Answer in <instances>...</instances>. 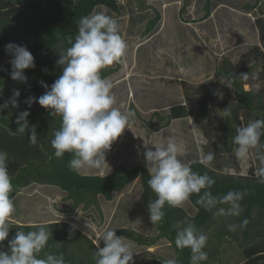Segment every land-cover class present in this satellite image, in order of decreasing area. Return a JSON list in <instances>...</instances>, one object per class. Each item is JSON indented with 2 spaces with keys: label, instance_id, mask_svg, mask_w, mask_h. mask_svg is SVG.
I'll use <instances>...</instances> for the list:
<instances>
[{
  "label": "trees",
  "instance_id": "16d2710c",
  "mask_svg": "<svg viewBox=\"0 0 264 264\" xmlns=\"http://www.w3.org/2000/svg\"><path fill=\"white\" fill-rule=\"evenodd\" d=\"M182 1L179 10L180 20L184 23H198L211 17L214 2L221 3L223 0H203L204 15L195 21H189L184 17L188 13L191 0ZM239 1L244 2L242 8L245 11H252L257 4V2L250 4L246 0ZM141 2V10L150 11L152 14L142 32V37H146L158 26L162 14L153 4H145V0ZM97 7H105L117 15L120 14L117 0H0V104L12 97L13 89H18L21 93L18 98L19 108L10 106L0 112V150L6 151L9 155L8 171L14 189L11 195L15 199L24 189L35 184L54 187L64 192V200L71 203L68 213L95 208L102 215L99 197L110 202L115 193L123 192L130 184L139 180L142 187L141 197L149 213L148 203L156 199V194L148 185L150 176L145 159L133 168L117 165L112 173L107 175H84L74 171L68 166L72 155L66 153L62 159L56 158L50 143L54 131L60 127L61 118L49 115V110L39 103H33L30 109L25 103L29 97H39L44 94L45 88L41 86V81L51 86L59 77L62 73L61 66L56 63L59 59V51L69 46L67 37L75 38L80 18L93 13ZM9 42L26 46L34 56L35 68L25 70V75L28 77L27 84L12 80L9 75L11 71L9 62L12 57L5 52V45ZM121 62L122 60L116 63V67L103 69L102 76L108 78L116 74L121 68ZM216 69L217 74H225L231 82L236 101L231 103L228 93L223 97L221 105L231 115H225L221 121L222 135L211 145L209 142L202 144V148L204 154L211 151L215 153V150L220 149V154L230 155L237 147L233 143L236 129L244 126L240 119L242 111L260 114L261 119H264V93L244 89L245 83L251 82V68L246 70L247 74H244L240 66H234L228 60H223ZM261 74L264 78V72ZM202 88L203 96L200 99L186 93L185 104L171 107L166 115L154 114V117L147 121V127L154 128L158 133L168 128L172 122L193 119L192 121L205 130L203 134L207 138L210 124L206 120L213 110L214 97L207 84ZM25 109L30 111L28 117L30 125L37 126L36 144L29 142L27 133L20 134L16 131L18 127L16 118L19 112ZM156 117L157 123L153 122ZM138 118L140 120V117ZM219 159L220 156L215 154L214 160L207 167L201 164L200 160H194L189 164L193 171L200 174L207 173L215 179V184L210 189L213 195L222 196L228 191L248 190V195L240 202L242 212L239 217L217 215V209L206 211L196 204L199 197L193 194L188 200V206L172 207L165 204L163 209L165 217L162 222L155 224L157 228L155 236H146L132 229H120L116 234L144 247H152L165 240L171 245L173 255L169 258H159L162 262L175 257L178 258L179 264H190V250L187 248L181 250L175 245L176 223L181 220H191L202 233L214 224H219L212 235L214 241L208 239L203 249L208 259L201 264L214 261L220 256L222 246L233 240L239 243V249L242 250L241 259L236 264H264V183L259 182L254 172L241 176L230 173L229 168L220 164L215 166V162ZM230 159L234 161L235 158L230 157ZM189 208L195 210L194 215L188 213ZM244 220H247V224L241 226ZM9 224L11 228L8 239L13 238L19 230L25 232L36 230L34 225L11 222ZM230 224L237 225L235 231L228 230ZM43 225L49 226L52 231V237L45 251L63 254L66 264H95V251L98 246L74 225L66 222ZM70 232L74 233L71 238H69ZM0 250L8 251V240L0 244Z\"/></svg>",
  "mask_w": 264,
  "mask_h": 264
},
{
  "label": "rangeland",
  "instance_id": "374dc122",
  "mask_svg": "<svg viewBox=\"0 0 264 264\" xmlns=\"http://www.w3.org/2000/svg\"><path fill=\"white\" fill-rule=\"evenodd\" d=\"M117 1L120 6L119 15L105 7H97L95 11H103L116 18L120 34L127 42V52L122 58L120 70L107 79L111 81V91L117 98L115 106L122 111H132L134 119L130 129L126 128L107 151L108 164L102 169L79 172L84 175H107L117 165L133 168L145 159L144 142L154 150V145L167 144L169 138L178 142L184 162L200 160L201 154H204L202 144L209 142L211 145L222 135L221 121L226 111L221 105L223 97L228 93L230 102L236 101V94L227 76L216 73L222 61L228 60L234 66H240L244 74L251 68V82L245 83L244 89L264 93V78L261 74L264 72V0H246L250 4L257 2L252 11H245L242 8L244 2L239 0L214 2L211 17L198 23H184L180 20L182 0H145V4H153L162 14L158 26L146 37H142V32L152 14L141 10L142 0ZM203 4V0H191L185 19L199 20L204 15ZM112 67H116V63L106 68ZM206 84L214 97L213 110L206 120L210 124L207 138L203 134L205 130L193 119L172 122L158 133L154 128L147 127V121L154 114L166 115L171 107L185 104L186 93L200 99L203 96L202 87ZM260 116L242 111L240 119L245 126L250 121L261 119ZM153 122H158L157 117ZM260 144L264 145L263 136ZM219 150H215L216 156H220L215 166L220 164L229 168L232 174H256L261 166L254 156L237 159L235 151L226 155L220 154ZM259 151L264 153V148ZM230 157H234V161ZM141 193L140 181L136 180L123 192L115 193L110 202L99 197L102 215L95 208L88 211L79 209L70 214L68 209L71 203L64 200V192L35 184L24 189L14 199L15 212L8 221L24 225L66 222L86 234L98 247H103L102 234L108 229H116V232L132 229L153 237L157 234V228L150 222ZM188 203L186 201L182 206H188ZM188 213L194 215L195 210L189 208ZM218 225L214 224L203 232L208 239H212ZM132 242L136 252L134 264H162L159 258L173 255V249L163 240L152 247ZM239 248L237 241L229 242L222 246L220 256L209 264L238 263L242 251Z\"/></svg>",
  "mask_w": 264,
  "mask_h": 264
},
{
  "label": "clouds",
  "instance_id": "9594fccd",
  "mask_svg": "<svg viewBox=\"0 0 264 264\" xmlns=\"http://www.w3.org/2000/svg\"><path fill=\"white\" fill-rule=\"evenodd\" d=\"M67 44L68 47L59 51V59L56 61L62 73L51 86L41 81V86L45 88L44 94L29 97L25 103L29 109L33 103H39L49 110V115L61 118L60 127L54 131L50 141L56 158L62 159L66 153L71 154L68 166L74 171L102 169L108 164L107 151L126 128L130 129L134 119L132 111H122L115 106L117 98L111 91L113 85L101 74L103 69L120 62L126 56L128 45L120 34L118 20L103 11L81 17L75 38L67 37ZM5 52L12 57L9 62L11 79L27 84L25 70L35 68L33 54L26 46L14 42L5 45ZM20 95L18 89H13L12 97L0 104V112L10 106L19 108ZM29 115L27 109L19 112L15 121L18 125L16 131L27 133L29 142L36 144L37 126L30 125ZM225 115L231 113L226 110ZM262 136L264 119H256L238 127L233 138L237 146V159L254 156L259 160L261 166L256 174L260 183H264V153L259 151L264 148L260 144ZM148 145L144 142L143 156L150 176L148 185L156 194V199L148 203L152 224L163 221L165 204L180 207L193 194L199 197L196 204L206 211L217 209V215L226 217L241 215L240 202L248 195L247 189L228 191L222 196L213 195L210 189L215 179L207 173L193 171L190 164L184 162L181 148L174 138H169L167 144L154 145V150ZM214 157V152L201 154L200 163L207 167ZM8 160V153L0 150V244L8 240V251L0 250V264H66L63 254L45 251L52 237V231L47 225H34L36 230L28 232L19 230L13 238L8 239L11 228L8 218L15 212ZM218 205L228 207L218 208ZM246 224L247 220H244L241 226ZM175 228V245L178 249L190 250V264L207 261L208 255L203 249L208 236L200 232L191 220L178 221ZM236 228L235 224L228 225L229 231H235ZM115 230L103 232V247L99 246L95 251V264H134L136 252L133 250V242L118 236ZM73 234L70 232L69 238ZM162 264H179V261L174 257L164 260Z\"/></svg>",
  "mask_w": 264,
  "mask_h": 264
},
{
  "label": "crops",
  "instance_id": "0c3cea01",
  "mask_svg": "<svg viewBox=\"0 0 264 264\" xmlns=\"http://www.w3.org/2000/svg\"><path fill=\"white\" fill-rule=\"evenodd\" d=\"M162 241V240H161ZM163 241H165V240H163ZM165 242H167V241H165ZM168 243V242H167ZM169 244V243H168ZM170 245V244H169ZM171 246V245H170Z\"/></svg>",
  "mask_w": 264,
  "mask_h": 264
}]
</instances>
